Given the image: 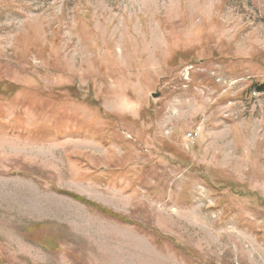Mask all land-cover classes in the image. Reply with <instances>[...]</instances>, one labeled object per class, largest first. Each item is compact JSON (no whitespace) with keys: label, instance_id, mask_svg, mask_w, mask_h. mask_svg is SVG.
I'll return each instance as SVG.
<instances>
[{"label":"rangeland","instance_id":"rangeland-1","mask_svg":"<svg viewBox=\"0 0 264 264\" xmlns=\"http://www.w3.org/2000/svg\"><path fill=\"white\" fill-rule=\"evenodd\" d=\"M263 83L264 0H0V264H264Z\"/></svg>","mask_w":264,"mask_h":264},{"label":"trees","instance_id":"trees-1","mask_svg":"<svg viewBox=\"0 0 264 264\" xmlns=\"http://www.w3.org/2000/svg\"><path fill=\"white\" fill-rule=\"evenodd\" d=\"M254 90L259 93V94H264V83L263 84H260V85H255L254 86ZM67 195L69 196H72L74 198H76L78 201L80 202H83V203H86L90 206H92V208H95L96 210H100L102 211L103 214H106L110 217H113L115 219H119V217L113 215L109 210L101 207L100 205L98 204H95L94 202H91L89 200H87L86 198H83L81 196H76L74 194H70L68 193ZM121 221H125L123 218L120 219ZM40 245L43 246L44 249L46 250H49V251H52V250H55V248L53 246H51V243L50 242H46L45 240H40L39 241Z\"/></svg>","mask_w":264,"mask_h":264},{"label":"built area","instance_id":"built-area-1","mask_svg":"<svg viewBox=\"0 0 264 264\" xmlns=\"http://www.w3.org/2000/svg\"><path fill=\"white\" fill-rule=\"evenodd\" d=\"M190 136L193 138V135L190 133Z\"/></svg>","mask_w":264,"mask_h":264}]
</instances>
